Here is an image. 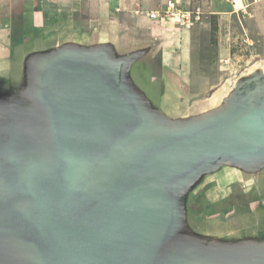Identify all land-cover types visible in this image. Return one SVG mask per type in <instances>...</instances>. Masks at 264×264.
<instances>
[{
	"label": "water",
	"instance_id": "water-1",
	"mask_svg": "<svg viewBox=\"0 0 264 264\" xmlns=\"http://www.w3.org/2000/svg\"><path fill=\"white\" fill-rule=\"evenodd\" d=\"M124 64L79 48L35 61L31 94L55 133L56 174H39L38 182L12 188L7 206L0 202L34 264H210L209 252L207 262L192 252L205 244L193 246L183 234L180 197L214 163L264 155L254 86L225 115L162 135L124 86ZM138 137L145 141L125 175L96 191L101 165L119 143Z\"/></svg>",
	"mask_w": 264,
	"mask_h": 264
},
{
	"label": "rangeland",
	"instance_id": "rangeland-1",
	"mask_svg": "<svg viewBox=\"0 0 264 264\" xmlns=\"http://www.w3.org/2000/svg\"><path fill=\"white\" fill-rule=\"evenodd\" d=\"M247 2L248 13L241 15L233 13L229 0H181V5L191 12V23L183 24L175 19L157 24L140 23V32L130 42L128 28H116L108 23L91 27L88 23L47 22L36 27L29 10L23 12V23H0V32L11 45L22 44L27 70L28 62H35L36 57L75 48L90 55L106 51L107 47L93 36L85 39L83 34H94L98 28L103 29L100 26H109L103 33L107 31L115 44L121 46L117 61L125 63L121 69L124 86L155 121L157 133L166 135L225 115L237 96L244 95L251 86L259 90L264 113V0ZM161 3L162 0H155L157 8ZM26 79L29 81L27 73ZM7 84L4 70L0 73L2 96L7 92ZM27 88H31L29 82ZM165 89L167 102H162L160 97ZM188 97L205 100L193 101L188 107ZM5 101L6 97L2 103L0 98V111L6 110ZM36 106L32 109L35 113L29 126L33 129L29 133L49 150L48 154L43 152L46 164L40 165L39 174H45L46 178L50 173L52 177L56 165L46 160L52 157L51 160L58 162V145L42 106ZM36 117L44 119L39 126L33 124ZM22 124L20 119L16 121L21 134ZM145 139L134 138L115 147L98 170L96 191L107 192L115 186ZM224 162H230L232 170L218 173L206 168L183 190L186 194L180 197L183 234L188 241H194L193 246L207 245L197 247L209 252L210 264H264V155L249 161H220ZM10 239V244L20 247L19 252H33L27 244L14 237ZM26 260L29 263L23 264H34Z\"/></svg>",
	"mask_w": 264,
	"mask_h": 264
},
{
	"label": "crops",
	"instance_id": "crops-1",
	"mask_svg": "<svg viewBox=\"0 0 264 264\" xmlns=\"http://www.w3.org/2000/svg\"><path fill=\"white\" fill-rule=\"evenodd\" d=\"M166 1L167 0H162V5L157 8V6H155V0H0V23H23V12L29 10L31 12V22L37 23L36 27L41 26V23L47 22L88 23L91 27H97L96 25L98 24L96 23H108L116 28H128L130 42L133 41L132 37H135V34L140 32L138 24L161 23L159 21H151L147 17V14L148 12L162 9ZM175 1L181 3V0ZM127 23H131V25ZM100 27H103L104 29L109 26ZM103 29L101 30L98 28L97 33L94 34L84 32V38L88 39L93 36L100 45L107 47L106 49L104 48L106 51L100 52H104L106 56L116 63L118 57L121 55V46L119 47V43H116L117 45L115 44L114 39L107 35V31L106 33H103ZM21 47L22 44L11 45L10 41H6L3 38V34L0 32V73L5 70L7 71L8 76L7 92L5 96L0 94L1 103L3 98L6 97V110L2 109L0 111V124L9 114H14L15 116L16 111L19 112L17 114L26 115V111L21 108H10L9 92L16 93L22 105L29 100L34 101L31 94L32 78L30 77H32L31 73L34 72L35 62L30 63L29 61L28 65L30 67L26 70L27 58L24 53H22ZM16 54H18L17 58ZM37 58L38 57L35 59ZM35 59L32 60L34 61ZM14 70L19 71L16 85L14 84L13 79ZM26 73L29 74V81L26 79ZM28 82L31 84L30 90L27 88ZM166 95L167 89H165V93L160 97L162 102H167ZM201 100L205 99H192L188 97V107L193 101ZM30 111L31 113L28 111L29 114L33 115V113H35V110ZM207 169H211L213 172L218 171V173H222L224 171L232 170V164L230 162H217L209 166ZM185 195L183 194V197H185ZM25 253L27 254V251ZM27 258L29 259V257H26V259ZM26 262L29 263V261Z\"/></svg>",
	"mask_w": 264,
	"mask_h": 264
},
{
	"label": "flooded vegetation",
	"instance_id": "flooded-vegetation-1",
	"mask_svg": "<svg viewBox=\"0 0 264 264\" xmlns=\"http://www.w3.org/2000/svg\"><path fill=\"white\" fill-rule=\"evenodd\" d=\"M32 73L31 78H33ZM8 95L11 104L10 108H21L26 111V115L17 114L19 112L16 111L15 116L14 114H9L0 124V202H4L6 206L7 202L13 198L12 188L22 186L25 183L27 184L29 181H39L38 169L46 164L43 152L49 153L47 148L44 149V143L40 139L34 137L33 133H29V131L33 129L29 126V123H31L30 120L33 119L31 117L32 114H29V112L31 113L30 110L33 108L36 109L37 103L29 100L22 105L16 93L9 92ZM43 115L45 116V112ZM18 119L23 123L24 130L22 134L18 126H16V121ZM34 120H36V122L33 123L35 126L41 125L42 120L44 121V119L41 120V117L38 119L34 118ZM30 139L31 141H29ZM51 158L47 157L46 161H48V163L52 162V165H56V159L51 160ZM48 169H50V167H48ZM15 181L19 185L15 184ZM3 209H5L4 204H0V210L4 211ZM9 215L12 216V213L9 214L6 211L0 212V264H23L28 261L26 260V251L19 252L20 247H18L17 244H10L12 242L10 238L13 237L12 232L15 228H12V223H9V220L7 221L6 217ZM11 221L12 217L10 222ZM14 238L24 244L28 242V240L21 236ZM14 243L13 241V244Z\"/></svg>",
	"mask_w": 264,
	"mask_h": 264
},
{
	"label": "built area",
	"instance_id": "built-area-1",
	"mask_svg": "<svg viewBox=\"0 0 264 264\" xmlns=\"http://www.w3.org/2000/svg\"><path fill=\"white\" fill-rule=\"evenodd\" d=\"M181 4L182 3H177L175 0H167L162 9L148 12L147 17L151 21L163 22L175 19L176 22L189 24L191 23V12L185 9ZM229 4L233 13H240L241 15L247 14V10L250 6L247 0H229ZM195 19L197 20L199 18L195 17Z\"/></svg>",
	"mask_w": 264,
	"mask_h": 264
},
{
	"label": "bare ground",
	"instance_id": "bare-ground-1",
	"mask_svg": "<svg viewBox=\"0 0 264 264\" xmlns=\"http://www.w3.org/2000/svg\"><path fill=\"white\" fill-rule=\"evenodd\" d=\"M18 57V54H16V58ZM18 74H19V71L18 70H14V73H13V79H14V84L16 85L17 84V77H18ZM178 237L180 238L181 237V231H179L178 233ZM205 249H202V248H199V247H195V249L192 250V252H195L196 254L198 255H203L202 258H204L207 262V253L208 252H204Z\"/></svg>",
	"mask_w": 264,
	"mask_h": 264
}]
</instances>
